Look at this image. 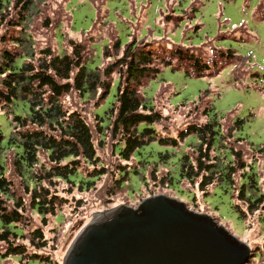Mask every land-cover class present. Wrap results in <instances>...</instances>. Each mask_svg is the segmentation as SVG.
I'll list each match as a JSON object with an SVG mask.
<instances>
[{"label":"rangeland","instance_id":"obj_1","mask_svg":"<svg viewBox=\"0 0 264 264\" xmlns=\"http://www.w3.org/2000/svg\"><path fill=\"white\" fill-rule=\"evenodd\" d=\"M19 12L12 5L4 11L6 21L0 24V39L21 36L29 40L35 50L50 48L54 54L70 53L69 40L81 42L86 47L85 59L93 61L90 66L100 70L120 58L122 47L132 40L139 52H152L156 61L164 64L172 62L170 66L159 65L160 73L149 81H142L139 89L154 111L165 118L154 127L157 137L176 138L189 125L216 119L224 137L220 144L217 142L220 156L230 148L240 151L249 167L245 172L256 175V192L264 198V154L259 153V150L264 151V0H39L28 12ZM116 40L122 46L118 52L112 48ZM181 48L209 61L210 68L215 63L218 75L187 76L186 66L190 64L183 66L172 56L173 51ZM106 49L110 56L107 59L103 56ZM214 50L222 52L224 57L213 58ZM227 51L235 57L232 63L226 58ZM111 79L116 83L117 75ZM206 91H209L207 98L203 94ZM63 104L80 113L93 131L101 162L98 169L103 168L106 173L94 179V187L89 190L57 182L52 190L61 202L55 215L48 217L47 226L42 228L48 246L37 252L41 258L62 264L76 236L100 215L120 206L136 208L147 198L163 195L184 203L194 213L210 216L249 245L254 258L248 264H264V203L253 214L239 213L242 221L237 213L238 208L246 212V205L237 201L241 172L234 176L232 186L212 187L205 195L184 181L172 187L165 182L168 171L176 178L181 155L194 156L191 153L197 146L194 135L175 150L152 144L151 163H136L130 159L127 165L119 160L116 141L111 140L109 131L105 132V137L98 136L97 114L106 106L98 100V95L81 98L73 93L63 98ZM205 107L211 108L206 118L202 114ZM11 121L12 114L7 109L0 110L1 132L10 134ZM238 121L242 124L235 125ZM231 127L236 129L228 137ZM239 139L242 141L238 142ZM167 152V161L158 162L160 155ZM1 154L5 160V175L10 178L12 151ZM119 166L135 169L138 179L132 178L117 186ZM79 171L88 179L93 168L83 164ZM234 206H238L237 209ZM36 226H39L38 220ZM2 228L0 222V232ZM3 249L4 244L0 243V264H20L19 257L4 259ZM27 264L43 263L31 260Z\"/></svg>","mask_w":264,"mask_h":264},{"label":"trees","instance_id":"obj_2","mask_svg":"<svg viewBox=\"0 0 264 264\" xmlns=\"http://www.w3.org/2000/svg\"><path fill=\"white\" fill-rule=\"evenodd\" d=\"M37 1L0 0V24L6 21L3 15L9 5L22 14ZM0 46V110L7 109L12 114L10 134L0 131V222L3 225L0 243L4 244V259L19 257L20 264L31 260L56 264L37 254L47 249L48 241L42 228L47 226L48 217L55 215L61 202L52 189L61 182L89 190L94 187V179H100L106 173L103 168L98 169L101 162L93 131L80 113L63 104V98L73 93L81 98L98 95V100L105 102L103 113L97 114L98 136L105 137V132L109 131L111 140L116 141L119 160L127 165L130 159L136 163H151L152 144L175 150L186 138L194 135L197 140V146L191 152L194 156L181 155L178 176L173 178L168 171L166 183L173 187L184 181L205 195L212 187L232 186L234 176L241 172L237 201L246 205V212L238 208L237 213L253 214L264 203L263 195L256 192V175L245 172L249 167L242 153L230 148L220 156L217 142L220 144L224 137L216 119L201 125H189L176 138L157 137L154 127L165 118L154 111L139 89L142 81H149L160 73L159 65L170 66L172 62L164 64L156 61L152 52H139L133 40L124 47L116 40L112 48L118 52L122 47L121 57L103 70L91 67L93 61L85 59V45L73 40L68 41L70 53L65 54H54L50 48L35 50L29 40L21 36L1 37ZM188 51L181 48L172 52L177 62L183 66L190 64L186 66L187 76L218 75L215 63L210 68L209 61ZM103 56L110 58L108 49L103 51ZM211 56L221 60L224 54L214 50ZM226 58L231 59L230 63L235 59L231 51H227ZM114 74L117 75L116 83L111 79ZM203 94L207 98L209 91ZM210 110V107L203 109L204 118ZM241 124L238 121L235 125ZM235 127L227 131L228 137ZM99 145L102 146V142ZM8 150L13 154L9 160L10 178L5 175V160L1 154ZM259 153L264 154V151L259 150ZM168 158V152L161 154L158 162L164 164ZM83 164L93 168L88 179L79 171ZM118 169L120 180L116 181L117 186L121 187L132 178L138 179L135 169L129 166H119ZM159 182L163 184L164 180ZM36 220L39 226H36Z\"/></svg>","mask_w":264,"mask_h":264},{"label":"water","instance_id":"obj_3","mask_svg":"<svg viewBox=\"0 0 264 264\" xmlns=\"http://www.w3.org/2000/svg\"><path fill=\"white\" fill-rule=\"evenodd\" d=\"M253 253L206 214L159 195L86 225L62 264H248Z\"/></svg>","mask_w":264,"mask_h":264}]
</instances>
